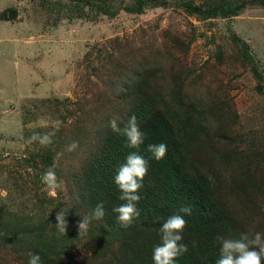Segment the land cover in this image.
Here are the masks:
<instances>
[{
	"label": "rangeland",
	"instance_id": "rangeland-1",
	"mask_svg": "<svg viewBox=\"0 0 264 264\" xmlns=\"http://www.w3.org/2000/svg\"><path fill=\"white\" fill-rule=\"evenodd\" d=\"M142 75L206 124L194 163L236 211L238 233H264V0H0V264H27L29 251L43 264L112 263L100 220L78 235L93 210L77 192L105 116ZM52 132L48 146L31 139ZM53 164L55 197L41 182ZM60 209L66 234L51 219Z\"/></svg>",
	"mask_w": 264,
	"mask_h": 264
},
{
	"label": "trees",
	"instance_id": "trees-1",
	"mask_svg": "<svg viewBox=\"0 0 264 264\" xmlns=\"http://www.w3.org/2000/svg\"><path fill=\"white\" fill-rule=\"evenodd\" d=\"M230 7L226 3L221 13L230 14ZM147 84V78L142 75L128 93L127 106L116 111L111 109L105 116L104 131L94 145L96 156L88 161L86 179L77 192L80 202L91 210L103 202L105 216L99 221L98 231L117 246L111 264H154L152 255L154 246L160 243L159 229L174 214L183 215L187 221L183 242L189 247L177 264H215L221 246L217 237L238 238L242 224L236 211L212 189L191 157V153L200 147L197 136L203 133L206 124L198 123L190 110L185 109L183 97L175 94L167 99L165 93L148 90ZM132 114L138 117L140 127L146 133L139 149L127 147L126 138L107 127L113 115L126 120ZM160 143L167 145V154L156 160L148 146ZM133 151L149 161V168L139 192L140 216L131 227L124 229L119 227L117 214L112 211L124 203L118 199L120 192L113 178L125 157ZM230 156L235 159L230 163L236 172L250 183L249 166L235 150ZM249 189L246 187L250 195ZM184 206H190V215L180 212ZM54 217L55 212H52L51 219ZM193 240L198 242L196 248L192 247Z\"/></svg>",
	"mask_w": 264,
	"mask_h": 264
},
{
	"label": "clouds",
	"instance_id": "clouds-1",
	"mask_svg": "<svg viewBox=\"0 0 264 264\" xmlns=\"http://www.w3.org/2000/svg\"><path fill=\"white\" fill-rule=\"evenodd\" d=\"M123 125V126H121ZM41 127H47L46 121L40 122ZM59 129V123L57 124ZM107 127L114 133L126 138V146L129 148L139 149L144 143L146 133L142 131L140 122L135 114L129 116L126 120L119 116L113 115ZM52 133H34L32 140L38 141L42 146L50 145ZM78 142L73 141L67 146V151L71 152L78 148ZM156 160H161L167 154V145L164 143L151 144L148 146ZM56 165L53 164L41 175V182L45 190L53 197L57 191L62 189V181L58 178ZM149 161L137 151L130 152L125 157V162L118 167L113 178L115 185L118 187L120 195L118 199L124 201L114 207L112 211L117 214L116 219L119 227L127 229L132 226L134 221L139 218L140 210L137 207L141 199L139 195L143 187V180L148 173ZM67 210L60 209L55 214V224L61 234H66L69 228ZM181 213L191 214L190 206H184L180 209ZM105 216L103 202L97 203L90 216H83L77 221L78 235L87 233L88 227L92 220H101ZM187 221L183 215L174 214L170 216L160 227V243L153 248L152 259L154 264H177L178 259L188 252L189 247L183 242V232L186 228ZM220 241V255L215 264H264V233L244 232L238 238H225L218 236ZM198 242L193 240L192 247L196 248ZM27 264H43L39 254L29 251L27 253Z\"/></svg>",
	"mask_w": 264,
	"mask_h": 264
}]
</instances>
